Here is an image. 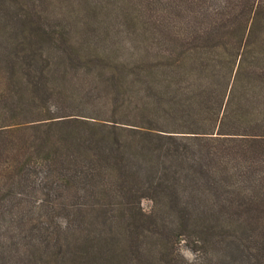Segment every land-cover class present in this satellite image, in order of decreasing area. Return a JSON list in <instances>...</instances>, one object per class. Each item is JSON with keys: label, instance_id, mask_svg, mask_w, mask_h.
<instances>
[{"label": "trees", "instance_id": "obj_1", "mask_svg": "<svg viewBox=\"0 0 264 264\" xmlns=\"http://www.w3.org/2000/svg\"><path fill=\"white\" fill-rule=\"evenodd\" d=\"M47 2L0 0V264H264V0Z\"/></svg>", "mask_w": 264, "mask_h": 264}, {"label": "rangeland", "instance_id": "obj_2", "mask_svg": "<svg viewBox=\"0 0 264 264\" xmlns=\"http://www.w3.org/2000/svg\"><path fill=\"white\" fill-rule=\"evenodd\" d=\"M47 1L48 0H22V2H24V8H26V11L28 12L26 14H28V15L31 14V16L36 20H38V16L35 13H37L38 10L43 9L44 13H45L46 11L52 9V7L49 5V2H47ZM19 13H21L20 10H19ZM38 21L49 23L46 16H44V18L42 20H38ZM23 25L20 22L17 25L15 24V26H16L15 28L20 30L21 27H23ZM142 206L146 212H150V210L152 208V203L149 200H144L142 202ZM178 248H179L181 254L184 257H186L187 259L194 260L196 258V254L194 252H192V250L190 249V247L188 246V244L185 241H182L181 243H179Z\"/></svg>", "mask_w": 264, "mask_h": 264}]
</instances>
